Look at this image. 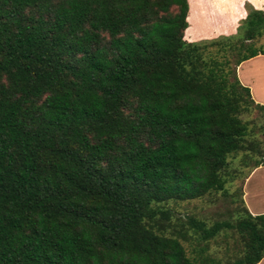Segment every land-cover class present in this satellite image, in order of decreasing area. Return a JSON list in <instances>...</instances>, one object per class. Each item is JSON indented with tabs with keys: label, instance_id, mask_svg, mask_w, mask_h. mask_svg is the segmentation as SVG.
Wrapping results in <instances>:
<instances>
[{
	"label": "trees",
	"instance_id": "16d2710c",
	"mask_svg": "<svg viewBox=\"0 0 264 264\" xmlns=\"http://www.w3.org/2000/svg\"><path fill=\"white\" fill-rule=\"evenodd\" d=\"M246 8L235 35L195 43L186 0H0V264L264 258V214L175 229L159 208L224 195L237 153L264 166V107L234 72L264 57Z\"/></svg>",
	"mask_w": 264,
	"mask_h": 264
},
{
	"label": "rangeland",
	"instance_id": "374dc122",
	"mask_svg": "<svg viewBox=\"0 0 264 264\" xmlns=\"http://www.w3.org/2000/svg\"><path fill=\"white\" fill-rule=\"evenodd\" d=\"M254 2V0L241 1L242 10L245 12V16L247 6L253 10L264 12V0H260L258 3ZM219 3L221 2L219 1ZM219 3L217 2L216 4ZM187 4H189L191 13L196 12L195 10L200 7L197 0H187ZM205 5L207 4L205 3ZM245 16L236 22V25L233 28V33H230L231 35L236 34V30ZM190 19L192 25L190 24L191 29L186 32L185 39H197L189 42L197 43L200 41L217 39L222 36H229L223 34L225 33L224 30L226 29V26H228L227 12H223V15L217 14L214 18L211 17L210 20H207L206 17L200 21L193 20V18ZM206 35L212 37L205 38ZM260 42H262L261 39L258 43ZM250 69L254 70L258 75L264 76V66L259 65L258 69H254L253 65L246 64L241 71V78H243V80L247 77L249 78ZM261 84L264 85V81ZM239 118L242 121L252 122V125H249V128L251 126L258 127L262 124L256 109H250L248 113L241 114ZM252 134L258 141L263 139V134L257 128L252 129ZM254 161V157L243 153H237L235 156L231 157L229 165L225 170L228 172L229 178L225 183L224 195L217 193L216 195L207 196L200 200L184 202L175 201L160 205V210H167L169 212L168 221L166 222L177 229L182 224V220H186L190 217L194 220H201L205 225L209 226L215 221H233L235 217L238 216L237 212L239 211V208L244 209L243 207H245L249 213L251 207L258 206L259 208H264V166L254 168ZM250 174L251 176L249 177ZM235 207H238L237 211H234ZM230 241L231 240H228V242ZM181 243L188 254L190 250L188 243ZM210 251H212L214 255L222 258L228 254L225 253L221 243L218 246L211 245L209 252ZM229 252V254H231L232 251Z\"/></svg>",
	"mask_w": 264,
	"mask_h": 264
},
{
	"label": "crops",
	"instance_id": "0c3cea01",
	"mask_svg": "<svg viewBox=\"0 0 264 264\" xmlns=\"http://www.w3.org/2000/svg\"><path fill=\"white\" fill-rule=\"evenodd\" d=\"M187 1V0H186ZM189 1V0H188ZM200 7H198L195 11L191 13V9L188 6L187 15H186V23L187 27L184 31V39L186 36V32L191 29L190 24V18H193V20L200 21L204 17H206L207 20H210L211 17L214 18L217 14L223 15V12H227L228 15V26H226V29L224 30L225 35H231L230 33H233L234 27L236 25V22L243 18L245 16V12L242 10V3L243 0H197ZM219 1L221 3H219ZM254 3H258L260 0H254ZM219 4H216V3ZM205 3L207 5H205ZM216 14V15H215ZM193 29V28H192ZM212 36L206 35L205 38H211ZM197 38H188L185 39V41L189 42L191 40H195ZM246 64H250L254 66V69H258L259 65L264 66V57L263 56H255L249 60H246L242 63H240L236 69H235V75L239 82V84L243 87H246L249 91V95L251 100L258 105H261L264 107V85L261 83L264 81L263 75H258L254 72V70L250 69V76L249 78H241V71L245 67ZM259 72V70H258ZM260 79V80H259ZM259 80V84H258ZM252 174V173H251ZM249 175V177L251 176ZM251 215H258V214H264V208L251 207L250 210ZM256 264H264V258H262L258 263Z\"/></svg>",
	"mask_w": 264,
	"mask_h": 264
}]
</instances>
